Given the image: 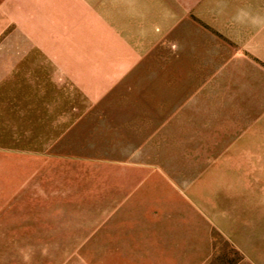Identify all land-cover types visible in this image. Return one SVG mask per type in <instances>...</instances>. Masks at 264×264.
<instances>
[{"label":"rangeland","instance_id":"374dc122","mask_svg":"<svg viewBox=\"0 0 264 264\" xmlns=\"http://www.w3.org/2000/svg\"><path fill=\"white\" fill-rule=\"evenodd\" d=\"M102 11L99 31L73 26L63 42L54 32L46 57L27 54L36 49L15 23L0 29V264H94L78 255L92 240L78 236L115 221L155 242L117 264H195L206 243L222 249L215 264L263 253L264 77L213 81L228 95L173 127L172 113L108 95L98 62L124 58L125 32Z\"/></svg>","mask_w":264,"mask_h":264},{"label":"crops","instance_id":"0c3cea01","mask_svg":"<svg viewBox=\"0 0 264 264\" xmlns=\"http://www.w3.org/2000/svg\"><path fill=\"white\" fill-rule=\"evenodd\" d=\"M102 10L109 16L105 21L110 31L125 32L120 37L124 58L98 59L97 72L110 80L108 95L130 97L127 105L134 111L172 113L167 117L171 126L191 127L198 105L205 111L215 94L228 95L227 90L213 92V81L264 77V0H0V29L15 23L17 32L26 33L27 46L36 49L27 54L46 57L54 32H60L57 36L63 42L70 31L80 30L73 26L87 23L99 31ZM119 81L125 88L117 91L112 86ZM145 96L155 98H141ZM3 143L1 139L2 149ZM113 224L114 232L78 236L92 240L91 247L78 255L99 257L94 264H117L118 255L152 254L151 238L116 230L128 223ZM168 240L159 238V251H166ZM172 243L178 250L179 240ZM205 245L195 264L216 263L214 254L222 249ZM255 253L236 264H264V252Z\"/></svg>","mask_w":264,"mask_h":264},{"label":"clouds","instance_id":"9594fccd","mask_svg":"<svg viewBox=\"0 0 264 264\" xmlns=\"http://www.w3.org/2000/svg\"><path fill=\"white\" fill-rule=\"evenodd\" d=\"M29 259H30V257H27V256L25 257V260H26V261L29 260Z\"/></svg>","mask_w":264,"mask_h":264}]
</instances>
